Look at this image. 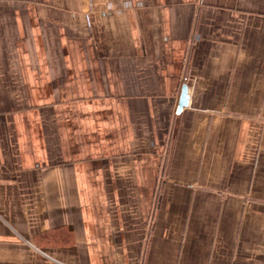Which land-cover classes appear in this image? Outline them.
<instances>
[{"label":"crops","instance_id":"crops-1","mask_svg":"<svg viewBox=\"0 0 264 264\" xmlns=\"http://www.w3.org/2000/svg\"><path fill=\"white\" fill-rule=\"evenodd\" d=\"M0 264H264V0H0Z\"/></svg>","mask_w":264,"mask_h":264},{"label":"water","instance_id":"water-1","mask_svg":"<svg viewBox=\"0 0 264 264\" xmlns=\"http://www.w3.org/2000/svg\"><path fill=\"white\" fill-rule=\"evenodd\" d=\"M189 94H188V86L184 84L182 86L181 95L179 99L177 112L179 113L183 107L188 105Z\"/></svg>","mask_w":264,"mask_h":264},{"label":"trees","instance_id":"trees-1","mask_svg":"<svg viewBox=\"0 0 264 264\" xmlns=\"http://www.w3.org/2000/svg\"><path fill=\"white\" fill-rule=\"evenodd\" d=\"M61 231H65V229H62ZM64 236H63L64 237V242H65L66 237H68V236H69L68 241L72 242V239H71L72 238V233L70 231H66V234ZM70 242H68V243H70Z\"/></svg>","mask_w":264,"mask_h":264}]
</instances>
